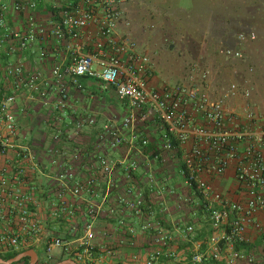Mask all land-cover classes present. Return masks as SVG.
Here are the masks:
<instances>
[{
    "label": "built area",
    "instance_id": "2783aa9c",
    "mask_svg": "<svg viewBox=\"0 0 264 264\" xmlns=\"http://www.w3.org/2000/svg\"><path fill=\"white\" fill-rule=\"evenodd\" d=\"M57 23L51 30L36 24L34 11L36 3L32 0H15L11 5L0 0V47L6 45L9 55L27 50L37 40L51 37L56 41L76 40L88 25L94 24L101 39L95 43L92 54L71 57L68 63L55 64L50 77L56 89L55 108L62 110L68 101V83L80 89L79 77L96 79L101 87L113 92L114 98L126 103L127 113L122 120L108 119L100 127L95 146L99 150H115L127 146L128 152L136 150L137 158H124L120 162H110L105 157H97L96 164L105 178L106 192L115 186V173L121 169L127 185L121 194L115 196L111 212L120 210L134 215L146 207V201L135 184V174L144 150L151 146L155 162L164 163L168 158H177L180 164L185 187L190 191L184 202L195 213H200L204 222L210 225L211 234L205 241V250L194 254L192 264H255V256L239 247L248 244L249 227L261 232L262 226L256 222L255 215L264 212V126L254 112L244 108L242 112L228 111L224 99L238 93L236 84L229 85L222 98L212 99L208 93L207 72L201 74L200 82L190 81L159 89L148 88L146 80L149 60L146 55L137 54L135 45L127 39L116 40L114 31L120 23L121 12L117 0H78L66 6H58ZM26 15L24 31H10L4 25L9 12ZM257 39L254 31L242 32L237 36L238 44L253 42ZM225 58L240 59V50L225 49L220 52ZM195 70V69H193ZM38 85L49 87V82L38 72L26 71L21 61L8 63L4 68V86L0 89V155L12 153L11 160L0 166V255L25 249L41 233V224L33 207L36 206V191L26 184L37 168L36 158L28 148L15 149L17 136L14 103L22 89L33 91ZM51 88V87H50ZM46 97V92H41ZM249 94L244 91L243 98ZM156 122L162 127L160 142L151 145L146 138L136 133L137 124ZM96 120L81 117L76 128L94 127ZM125 132L130 133L126 139ZM56 139V137H55ZM190 143L187 150L184 147ZM243 143L242 149H240ZM81 154L76 153L73 161H79ZM230 162L234 163V183L242 200L215 189L212 179H221ZM92 171V169H89ZM61 170L55 178L56 189L47 201L50 217L65 220L75 213L74 206L65 199L68 192L74 198L90 195L87 216H96L99 206L92 201L98 196L94 174L84 180L68 181L73 174ZM92 173V172H91ZM146 182L156 188L157 194L173 191L158 184L153 175ZM150 224L143 230L152 229ZM77 234V228H71ZM117 230L133 239L135 231L127 227L123 219L117 221ZM185 235H191L193 228L188 226ZM92 224L85 221L83 235L75 241H67L49 235L44 241L46 258H51L55 250L73 256L77 264H95ZM170 233L155 229L148 249L143 251L144 264H154L161 257L173 258L166 250L172 242Z\"/></svg>",
    "mask_w": 264,
    "mask_h": 264
},
{
    "label": "crops",
    "instance_id": "0c3cea01",
    "mask_svg": "<svg viewBox=\"0 0 264 264\" xmlns=\"http://www.w3.org/2000/svg\"><path fill=\"white\" fill-rule=\"evenodd\" d=\"M2 1L11 5L15 0ZM32 1L36 3L34 11L36 24L51 30L57 23L55 6H66L78 0ZM4 25L10 31L22 32L26 28V15L10 11L5 17ZM119 25L113 34L116 40L122 38L117 34ZM2 32L0 29V35ZM100 40L96 26L90 24L81 31L76 40L56 41L51 37L46 39L38 37L27 50L16 55H9L6 45L0 47V89L4 86L5 65L17 61L25 65L26 71L38 72L50 84L47 88L38 85L33 91L22 89L16 96L13 108L17 129V136L13 142L15 149L28 148L37 163V168L26 184L34 187L36 191L34 196L36 206L33 207V211L40 221L41 233L25 249L31 248L38 257L37 264H43L46 259L44 241L47 236L55 235L67 241H75L83 235L85 221H88L93 228L90 245L96 259L95 264H144L142 254L149 248L156 228L171 234L173 240L166 253L172 252L173 258L161 257L154 264H192V256L205 250V241L211 229L200 217V213H195L193 208L184 202L190 191L185 187L181 173L179 161L181 152L175 159L167 158L164 163H158L152 158L151 146L145 149L143 152L146 159H142L135 174V184L143 194L146 207L136 215L117 209L111 212L115 196L121 194L132 182L127 181L123 171L118 169L114 175L115 186L107 193L105 178L95 169L97 157L102 156L115 163L124 158H137V153L136 150L129 153L127 146L115 150H99L95 142L103 123L112 118L119 121L123 119L127 113L126 103L117 101L113 92L110 89L104 90L96 79L79 77L77 83L81 88L78 89L68 83L69 97L65 108L62 110L55 108L57 93L50 77L52 67L57 63H68L73 56L94 53L95 43ZM42 91L47 94L44 98L40 95ZM81 117L94 118L97 124L94 127L77 129L75 124ZM260 121V125L264 126V121L261 119ZM137 127L139 130L136 133L139 137L148 139L151 145L159 144L163 130L156 122L137 124ZM124 134L126 139H129L130 133ZM189 146L190 143L184 149L187 150ZM242 147L243 143L240 149ZM76 153L82 155L77 162L73 161ZM12 156V153L0 155V166L5 165ZM61 170H64L63 173L68 171L73 174L68 185L94 174L98 196L92 202L100 208L95 217L86 214L88 201L91 199L89 194L74 198L68 192H65L64 196L68 203L75 207L74 215L65 220L50 217L47 201L53 196L56 189L55 178L62 173ZM148 175H153L158 184L171 189L173 194L165 192L157 194L156 188H150L146 182ZM211 183L215 189L232 196L234 200H242L243 196L237 192L234 183L233 162L228 164L221 179H212ZM119 219H123L126 226L135 231L133 239L117 230ZM255 220L262 226V231L249 227L246 233L248 244L239 249L253 253L255 264H264V212L257 213ZM146 224L153 228L143 230L142 227ZM73 226L77 228L76 236L71 230ZM188 226L193 228L191 235L184 233ZM62 253L61 250L54 251L56 255Z\"/></svg>",
    "mask_w": 264,
    "mask_h": 264
},
{
    "label": "rangeland",
    "instance_id": "374dc122",
    "mask_svg": "<svg viewBox=\"0 0 264 264\" xmlns=\"http://www.w3.org/2000/svg\"><path fill=\"white\" fill-rule=\"evenodd\" d=\"M117 1V34L147 56L148 88L198 83L206 71L212 99L222 98L234 83L238 93L224 99L226 109L240 114L247 108L264 121V0ZM248 31L257 39L238 44V34ZM225 49L240 50L242 58H225ZM61 255L53 252L45 262Z\"/></svg>",
    "mask_w": 264,
    "mask_h": 264
},
{
    "label": "water",
    "instance_id": "95a60500",
    "mask_svg": "<svg viewBox=\"0 0 264 264\" xmlns=\"http://www.w3.org/2000/svg\"><path fill=\"white\" fill-rule=\"evenodd\" d=\"M23 258H28L29 259V262L28 264H36L37 263V260H38V257L36 255V253L32 250V249H29L27 251H24L20 254H18L16 257L8 260V261H3L2 259H0V264H13V263H17L19 262L21 259ZM57 264H77L74 260L72 259H66V260H63Z\"/></svg>",
    "mask_w": 264,
    "mask_h": 264
},
{
    "label": "trees",
    "instance_id": "16d2710c",
    "mask_svg": "<svg viewBox=\"0 0 264 264\" xmlns=\"http://www.w3.org/2000/svg\"><path fill=\"white\" fill-rule=\"evenodd\" d=\"M210 234H211V232H210ZM29 249H31V248L21 249V250H18V251H12V252L5 253L3 255H0V259H2L3 261H8V260L16 257L18 254H20V253H22L24 251H27ZM45 258H46V256H45ZM66 259H72V260H74L73 256L65 255V253H62L61 257L56 262H54L52 264H57V263H59V262H61L63 260H66ZM28 262H29V259L28 258H23L19 262L13 263V264H28ZM43 264H49V263L43 262Z\"/></svg>",
    "mask_w": 264,
    "mask_h": 264
}]
</instances>
